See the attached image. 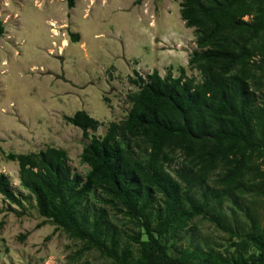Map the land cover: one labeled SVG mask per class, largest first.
I'll list each match as a JSON object with an SVG mask.
<instances>
[{"label": "trees", "instance_id": "1", "mask_svg": "<svg viewBox=\"0 0 264 264\" xmlns=\"http://www.w3.org/2000/svg\"><path fill=\"white\" fill-rule=\"evenodd\" d=\"M180 12L188 67L135 69L128 113L103 135L85 109L64 115L87 140L85 174L63 147L5 155L43 223L76 243L68 264H264V0H182ZM0 195L24 205L3 172Z\"/></svg>", "mask_w": 264, "mask_h": 264}, {"label": "rangeland", "instance_id": "2", "mask_svg": "<svg viewBox=\"0 0 264 264\" xmlns=\"http://www.w3.org/2000/svg\"><path fill=\"white\" fill-rule=\"evenodd\" d=\"M181 1L77 0L69 9L66 0H0L6 26L0 36V172L25 197L19 207L0 195V264H68L77 246L43 223L19 185L18 163L5 155L63 147L73 170L85 174L89 167L80 154L87 140L64 115L85 109L103 122L90 132L103 135L128 113L126 95L134 88L128 76L135 69L146 73L155 66L165 74L172 66L178 75L179 66L188 67L196 44ZM170 29L183 40L179 50L163 39ZM71 32L80 34L79 42L70 40ZM65 38L70 43L60 50ZM188 74L200 78L196 70Z\"/></svg>", "mask_w": 264, "mask_h": 264}, {"label": "crops", "instance_id": "3", "mask_svg": "<svg viewBox=\"0 0 264 264\" xmlns=\"http://www.w3.org/2000/svg\"><path fill=\"white\" fill-rule=\"evenodd\" d=\"M171 30V29H170ZM168 31V35H167V37H165V38H163L164 39V41L165 42H169L170 44H172V45H176L175 46V49H178L179 50V47H180V43H183V40L181 39V36H180V34H178V33H176L175 31H173V30H171V31ZM164 43V42H163ZM192 52V51H191ZM181 57H183V56H181L180 54H178V58L180 59ZM188 62V61H187ZM185 67H187L186 66V64L184 65ZM153 69H158L159 71H160V73H161V69H160V67H153ZM152 69V70H153ZM152 70H150V72L152 71ZM149 72V71H148ZM162 74V73H161Z\"/></svg>", "mask_w": 264, "mask_h": 264}, {"label": "bare ground", "instance_id": "4", "mask_svg": "<svg viewBox=\"0 0 264 264\" xmlns=\"http://www.w3.org/2000/svg\"><path fill=\"white\" fill-rule=\"evenodd\" d=\"M54 32H55V34H58L57 31H54ZM69 43H70V42L68 41V39L65 38V39L63 40L62 44L59 46V49H60V50H63L66 46L69 45ZM82 47H84V44H82Z\"/></svg>", "mask_w": 264, "mask_h": 264}]
</instances>
